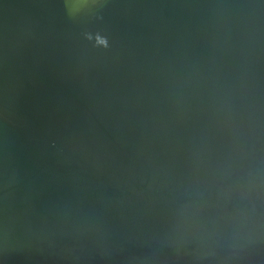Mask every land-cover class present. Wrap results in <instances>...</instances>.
Listing matches in <instances>:
<instances>
[{"label": "water", "instance_id": "95a60500", "mask_svg": "<svg viewBox=\"0 0 264 264\" xmlns=\"http://www.w3.org/2000/svg\"><path fill=\"white\" fill-rule=\"evenodd\" d=\"M0 264H264V0H0Z\"/></svg>", "mask_w": 264, "mask_h": 264}]
</instances>
